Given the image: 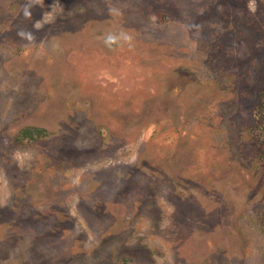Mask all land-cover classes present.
Instances as JSON below:
<instances>
[{
    "label": "rangeland",
    "instance_id": "374dc122",
    "mask_svg": "<svg viewBox=\"0 0 264 264\" xmlns=\"http://www.w3.org/2000/svg\"><path fill=\"white\" fill-rule=\"evenodd\" d=\"M0 264H264V0H0Z\"/></svg>",
    "mask_w": 264,
    "mask_h": 264
},
{
    "label": "clouds",
    "instance_id": "9594fccd",
    "mask_svg": "<svg viewBox=\"0 0 264 264\" xmlns=\"http://www.w3.org/2000/svg\"><path fill=\"white\" fill-rule=\"evenodd\" d=\"M109 39L111 40L112 38H111V37H109Z\"/></svg>",
    "mask_w": 264,
    "mask_h": 264
}]
</instances>
